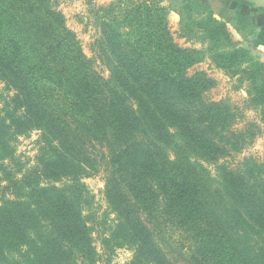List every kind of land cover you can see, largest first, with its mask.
Here are the masks:
<instances>
[{"label": "trees", "instance_id": "trees-1", "mask_svg": "<svg viewBox=\"0 0 264 264\" xmlns=\"http://www.w3.org/2000/svg\"><path fill=\"white\" fill-rule=\"evenodd\" d=\"M84 1L94 59L54 0H0V264H114L119 250L124 264H177L171 229L183 264H264V164L227 161L255 133L190 74L205 56L239 66L246 50L201 0H172L179 37L201 50L177 43L164 0ZM249 71L264 82V64ZM248 95L264 112V89ZM33 133L32 159L18 155ZM98 174L102 209L83 185Z\"/></svg>", "mask_w": 264, "mask_h": 264}, {"label": "rangeland", "instance_id": "rangeland-1", "mask_svg": "<svg viewBox=\"0 0 264 264\" xmlns=\"http://www.w3.org/2000/svg\"><path fill=\"white\" fill-rule=\"evenodd\" d=\"M91 1L98 6L106 5L114 0ZM201 1L207 3L211 7L209 0ZM54 2L58 5V10L63 14L67 27L76 33L85 55L88 58L94 59L91 49L93 39L95 35L97 36V30L91 21V10L86 1L54 0ZM163 6L169 11L167 17L168 24L171 27V31L174 33V37L179 45L185 47L193 45L198 50L207 48V46H205L206 44H201L197 38L192 39L189 43H185L186 39L184 37H179V32L181 30L180 14L182 13L179 1L164 0ZM226 28L229 35V45L245 49L247 52L245 60H240L241 64L239 66L226 63L224 65L225 69H220L216 66L215 62H212L209 56H205L201 62L194 65L190 74L205 72L213 82V87L210 88L211 90L207 93L206 97L212 101L224 100L228 104H231V106L238 108L242 118L237 122L234 128L240 130V133L244 135L245 138L252 133H255L253 138L254 143L247 146L236 155L229 152L230 156L227 161L232 165L236 162L244 164L245 160L253 158L256 162L262 165L264 164V112L260 109L262 105L259 106V109L251 108L252 106L248 103V94H254V89H264V82L257 78L259 76L255 77L249 71L251 60L253 59L262 64H264V62L260 60L261 55L253 49L252 44L239 41L227 26ZM249 58L251 60H249ZM95 64L98 71L106 76L107 73L103 71L102 66L97 62H95ZM36 138V134L33 133L29 138L20 139L17 145V154L24 158L32 159L35 154L34 141ZM262 168L264 169V167ZM241 170L243 173L246 172V168L244 166L241 167ZM261 178H264V176ZM83 185L96 196L98 208L102 209L104 207L100 194L104 186L102 175L98 174L97 176L84 180ZM162 239L164 242L163 245H161L168 257L177 264H183V260H185L186 255V247H184V242L186 241L185 236L182 234L180 235L178 230L171 229L162 236ZM130 256L131 253L129 251L119 250L113 263L124 264Z\"/></svg>", "mask_w": 264, "mask_h": 264}, {"label": "crops", "instance_id": "crops-1", "mask_svg": "<svg viewBox=\"0 0 264 264\" xmlns=\"http://www.w3.org/2000/svg\"><path fill=\"white\" fill-rule=\"evenodd\" d=\"M236 39L252 44L264 62V0H209Z\"/></svg>", "mask_w": 264, "mask_h": 264}]
</instances>
